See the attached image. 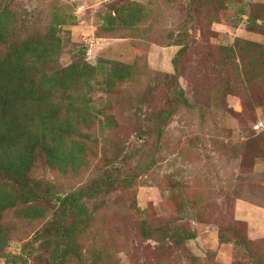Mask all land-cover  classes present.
<instances>
[{
    "label": "rangeland",
    "instance_id": "rangeland-1",
    "mask_svg": "<svg viewBox=\"0 0 264 264\" xmlns=\"http://www.w3.org/2000/svg\"><path fill=\"white\" fill-rule=\"evenodd\" d=\"M262 1L217 23L195 0H0V93L10 50L52 45L35 68L44 102L5 117L61 157L36 146L27 179L43 198L1 212L0 264H53L59 242L65 264H264V83L227 50L264 44L245 22ZM73 64L80 80L51 86ZM82 190L85 213L67 215L60 198Z\"/></svg>",
    "mask_w": 264,
    "mask_h": 264
},
{
    "label": "trees",
    "instance_id": "trees-1",
    "mask_svg": "<svg viewBox=\"0 0 264 264\" xmlns=\"http://www.w3.org/2000/svg\"><path fill=\"white\" fill-rule=\"evenodd\" d=\"M196 2L217 4V8L211 11L216 12V17L212 22H225V18L228 14L233 12L230 9V4L234 0H195ZM191 3V2H190ZM188 8L190 4L187 5ZM250 10L247 15L246 23L252 25V27L258 29L257 34L264 35V0L262 2H255L250 5ZM255 7V8H254ZM255 9V10H254ZM243 12V10H242ZM245 12V11H244ZM246 14V13H243ZM5 15L2 14V24ZM259 24V25H258ZM49 44L52 43V37L47 38ZM180 42L173 43L172 45H180ZM241 44L243 45L241 48ZM182 45V44H181ZM52 45L42 43H24L19 49L10 50L7 55L2 59V93H0V176H2V182L0 181V218L1 212L7 208L13 207L18 201L25 205L35 203L43 195L38 193L35 189L29 187L27 173L30 165L32 164L33 155L37 145L50 149L47 152L54 161H59L58 155L54 153L51 144H47L46 135L43 134L40 128L31 127L32 129L24 128V126L14 125V120H7L5 115L10 112L11 114L16 112L15 109L18 103H25L28 98L36 101L38 104L44 102L46 93L41 91V85L36 84L35 80V68L42 60L43 57L51 54L49 47ZM254 47L256 53L251 54L249 49ZM186 45L178 50L177 54H182L185 51ZM239 48H241L239 50ZM264 44L253 42L241 38H237L234 45L228 47L229 53L239 57L240 72L243 74L255 73L254 78H257L260 82L264 83ZM240 53V54H239ZM250 54V55H247ZM116 65H119L117 63ZM123 66L124 65H119ZM89 75H93L94 67L87 65ZM90 70V71H89ZM80 68L75 64L63 69L62 76L50 75L48 78L51 86L56 87L57 84H62L69 80V83H75L80 80L78 73ZM109 74L113 76L114 69L109 71ZM77 77V78H76ZM47 79V78H46ZM36 84V85H35ZM182 92V91H181ZM71 124L67 122L64 127L70 128ZM56 141V140H55ZM50 159V156H49ZM51 160V159H50ZM106 180H111L107 178ZM85 192L79 191L76 194L66 195L62 199L61 209L66 212L67 215L71 214V211L76 215L81 216L85 213L86 208L79 203V200L84 196ZM29 212L36 211L35 205L28 207ZM50 230L54 231L60 239L64 240L67 235V230L64 224L52 225ZM191 236V235H190ZM222 238V237H221ZM8 244V232L4 229L3 223L0 221V254L3 257L8 253L5 251V246ZM55 256L53 257V264H65L67 256V246L64 247L62 242L55 245ZM8 262L16 263L19 258H8Z\"/></svg>",
    "mask_w": 264,
    "mask_h": 264
},
{
    "label": "crops",
    "instance_id": "crops-1",
    "mask_svg": "<svg viewBox=\"0 0 264 264\" xmlns=\"http://www.w3.org/2000/svg\"><path fill=\"white\" fill-rule=\"evenodd\" d=\"M257 36L261 37V38H264V35H261V34H257ZM262 211V214L264 215V209H261Z\"/></svg>",
    "mask_w": 264,
    "mask_h": 264
}]
</instances>
